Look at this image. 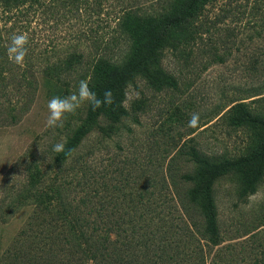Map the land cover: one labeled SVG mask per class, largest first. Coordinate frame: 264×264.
<instances>
[{
	"label": "rangeland",
	"instance_id": "1",
	"mask_svg": "<svg viewBox=\"0 0 264 264\" xmlns=\"http://www.w3.org/2000/svg\"><path fill=\"white\" fill-rule=\"evenodd\" d=\"M183 1L0 0V196L4 183L22 181L19 159L31 149L36 157L55 153L53 145L77 130L89 105L52 129L46 125L48 101L76 92L98 64H124L137 34ZM196 28L190 42L185 32L170 35L178 48L163 49L154 68L157 82L138 77L128 84L126 115L116 123L102 116L103 132L91 133L77 150L102 202L117 199L110 205L115 210L129 206L119 201L134 194L143 202L155 199L157 209H173V197L188 206L191 185L182 175L193 170L186 155L191 147L219 162L245 156L264 142L260 131L233 125L239 104L264 118V0H212ZM21 33L28 50L17 64L7 48L12 35ZM193 114L199 121L190 127ZM243 179L230 174L213 186L222 242L210 259L217 264H259L264 256V175L254 194L238 198ZM144 206L138 204V211ZM188 211L202 229L198 205ZM27 214L0 222V248Z\"/></svg>",
	"mask_w": 264,
	"mask_h": 264
},
{
	"label": "trees",
	"instance_id": "2",
	"mask_svg": "<svg viewBox=\"0 0 264 264\" xmlns=\"http://www.w3.org/2000/svg\"><path fill=\"white\" fill-rule=\"evenodd\" d=\"M211 1L184 0L172 14L137 34L124 64H98L90 70V89L100 98L111 90L115 102L96 110L88 105L82 124L67 139L66 150L75 149L73 155L55 152L36 157L31 149L19 159L23 179L3 184L0 222L7 223L21 211L28 214L16 234L0 248V264H217L212 262L211 251L222 237L213 186L224 176L241 173L244 179L236 188L238 198L254 194L264 175V142L245 156L219 162L191 147L186 155L193 170L182 175L183 183L191 185L188 206L173 197V209L168 211L157 209L155 199L143 202L139 194L128 200L122 197L121 205L129 206L119 211L110 207L117 199L108 197L102 202L90 166L77 156L86 137L97 130L103 132L98 125L102 116L116 123L126 115L123 102L128 84L138 77L157 82L154 68L163 49L178 48L170 39L172 33L185 32L189 42L195 40L196 20ZM235 111L239 115L233 118L234 126L264 134L263 117L240 104ZM75 158L74 164L68 165ZM142 203L146 206L138 211ZM195 204L203 219L202 229L188 211L189 205ZM259 264H264V256Z\"/></svg>",
	"mask_w": 264,
	"mask_h": 264
},
{
	"label": "clouds",
	"instance_id": "3",
	"mask_svg": "<svg viewBox=\"0 0 264 264\" xmlns=\"http://www.w3.org/2000/svg\"><path fill=\"white\" fill-rule=\"evenodd\" d=\"M28 37L26 34H13L10 44L7 48L10 59L17 64H22L27 55ZM114 97L111 90H106L103 93V98L98 97L89 87L87 80H82L79 83L78 90L71 95L60 97H52L47 104L48 118L46 125L49 128H61L64 126L69 115L75 114L82 104H90L93 110L99 109L104 105H112L114 103ZM199 121V115L193 114L189 126L195 127ZM66 138H62L61 142L53 145V151L56 153H64L66 156L74 154L75 149L66 150Z\"/></svg>",
	"mask_w": 264,
	"mask_h": 264
}]
</instances>
